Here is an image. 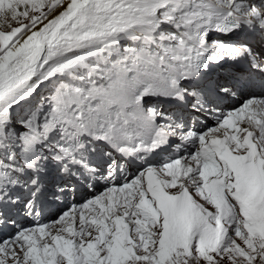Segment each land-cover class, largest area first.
Here are the masks:
<instances>
[{"label": "snow or ice", "instance_id": "6c2138e0", "mask_svg": "<svg viewBox=\"0 0 264 264\" xmlns=\"http://www.w3.org/2000/svg\"><path fill=\"white\" fill-rule=\"evenodd\" d=\"M168 8V0H48L39 6L11 0L0 8V28L20 26L13 40L33 31L51 35L61 25L40 65L51 64L47 72L35 66L39 50L5 57L0 47V264H69L63 252L52 254L57 241L69 237L76 238L70 241L71 264H109L118 221L127 225L120 247L131 249L123 264H158L159 241L145 245L144 234L159 237L164 216L158 212L152 220L138 207L143 199L157 208L144 177L152 170L159 178L162 162L183 160L189 169L197 161V177L181 172L161 188L168 195L187 192L193 209L183 224L185 246L164 264H264V238L246 239L236 219V173L207 140L198 147L226 107L235 112L264 103V0H242L238 11L246 19L204 31L200 46L190 50L198 58L174 88L159 73L165 56L183 55L176 45L185 44L184 25L176 14L185 8L171 14ZM140 12L148 18H133ZM153 46L161 52L148 55ZM133 54L132 66L112 81V69ZM53 57L59 59L52 63ZM145 76L159 82L142 88ZM225 146L233 155L243 153ZM257 158L264 159L259 149ZM204 167L215 170L210 181L220 182L221 213L198 175ZM125 185L130 188L121 193ZM202 243L210 259L200 255ZM90 244L94 259L86 257Z\"/></svg>", "mask_w": 264, "mask_h": 264}, {"label": "rangeland", "instance_id": "374dc122", "mask_svg": "<svg viewBox=\"0 0 264 264\" xmlns=\"http://www.w3.org/2000/svg\"><path fill=\"white\" fill-rule=\"evenodd\" d=\"M10 3H11V0H0V8H3L4 6H6ZM30 3H33L36 6H39L41 3L47 4L48 0H30ZM25 23H30V21H25ZM9 28L11 29L10 32H9ZM17 32H20V26H18V25L6 24L3 28H0V47H3L6 49L5 57H7L9 53L14 55V53H15L13 51V49L15 50L14 47H16L19 44L21 36L25 34V33H22L20 37H18L16 40H13V36ZM6 33H8V34H6ZM150 51H151V54L161 52V50L157 49L156 47L151 48ZM133 58L134 57L130 56L129 59L126 62H124L123 64H127L128 62H132ZM57 59H59V58H55V60L52 61V63H55ZM142 60H143V58L141 57V61ZM157 63H159V60H157ZM123 64L117 65L115 68L112 69V72H111L112 81H115L118 78V75L123 74L122 73V69H124ZM50 66H51V64H50ZM4 67H5V65L3 63H0V71H3ZM48 68H49V66H46L45 68L42 69L41 72H47L49 70ZM148 78L153 80V81L156 80L155 76H148ZM240 139H241V137H240ZM262 160H264V159H262ZM262 160L259 158L257 160V163H258L257 168L259 169V173H260V176H258V183H260L259 190L254 191L253 187H249V189L247 188L248 189L247 190V189H244L242 187L244 190H242L239 194L234 195L235 201H233V202L238 201L240 204L239 209H237L238 217L236 219L240 220L239 227H240V230L242 232H244L246 239L247 238H264V176L261 175L262 173L264 174V171H262V169H261V167L264 168V161H262ZM192 169H193V167H192ZM193 170H190V171L194 172ZM249 171H250L252 177H254L256 179V176L252 173V171L251 170H249ZM199 174L201 175L202 173L199 172ZM150 175H151V173H150ZM152 176L156 181L155 185H157V181H158V183L162 184V180L160 178H158V177L156 178L154 174H152ZM169 180L170 179H167V181H169ZM149 185L151 186L152 184H149ZM149 185L147 183L148 190L151 191V188L149 187ZM152 188H154V186ZM155 188H156V190H158L157 192L160 193V197L162 199V202H164V201H166V202L164 204L158 203L157 208H155V209L152 208L148 202L146 203L147 200L142 199L141 202L145 201L146 204H144L145 205L144 208H145V210H146V208H148V210L146 211L147 212L146 216H150L152 218V220L158 219V212L161 213L162 206L164 207V212H162V214L164 216L163 232L160 234L161 237L160 236L159 237H152L151 233L145 232L144 242L146 244H149L152 240H158L159 241L158 264H164L165 260H167L171 256L174 249H176L177 247H184L185 246V240H182L184 238L183 224L190 215L188 214L187 210L185 211L184 208H186V205H187L188 209L192 212L193 203H192V201L186 200L185 198H183L185 201L182 199V197H184V196H182L183 192L180 193L181 196L180 195L179 196L181 199L178 200L177 197H179V196L176 195L174 197L173 195H168L167 193H165L161 189V187H155ZM250 189L252 191H250ZM152 191H154V190H152ZM154 192H156V191H154ZM243 193H245V197H247L248 204H250L253 207V209L256 210V212H251L248 208L245 207L244 200H243V198L240 197V195ZM208 195L211 197V200L213 203H217V202H215L217 200L216 198H214L210 193H208ZM249 195L251 196L250 198H248ZM222 203L224 204V200L222 201ZM240 212H243V216L239 215ZM262 214H263V216H262ZM247 218H248V220H247ZM209 219L211 220L212 217H210ZM168 224L172 226V231H170V232L167 230V226H169ZM226 226L227 225L225 224V227ZM260 226H262V227H260ZM123 228H124V226H122L120 224V222L118 221L117 222V235L111 238L114 246L109 250V252H110L109 264H123V261L131 254V249H126V248L120 247V244L125 239L126 233H127V229L126 228L123 229ZM173 231L176 232L175 239L170 238V233ZM61 235H64V233H61ZM72 239H76V238L75 237H69V239L66 242L58 240L57 246L52 253L53 255H55L56 252H63L67 256V258L69 259V264H71V244H70V241ZM67 242H68V244H67ZM79 243H80V241L77 240V244H79ZM237 243H240V246H241V248L244 249V251H248V248L242 242L237 241ZM61 245H63L64 247H61ZM94 247H95L94 245L90 244L88 246V248L85 249V253H86L87 258L94 259V257H95ZM236 251H239V250H236ZM200 255L205 256L206 259H210V257H208L206 255L204 246L201 247ZM233 255H234L233 252L227 253V256L229 258L232 257ZM191 264H197V261L195 259H193L191 261ZM220 264H231V261H230V259H225V260L220 261Z\"/></svg>", "mask_w": 264, "mask_h": 264}, {"label": "bare ground", "instance_id": "6f19581e", "mask_svg": "<svg viewBox=\"0 0 264 264\" xmlns=\"http://www.w3.org/2000/svg\"><path fill=\"white\" fill-rule=\"evenodd\" d=\"M76 2H77V0H73V3H76ZM60 29H61V25L60 24H57L56 27L53 28L51 35H47V36H41V35H39L38 33L34 32V31L31 32L30 35L28 33H25L24 35L21 36V39H20L19 44L16 47H14L15 48L14 55H16L18 53H21L22 51H27V50H29V48L32 50L33 54H35L37 52V50H39V59L38 60H35V66H36L37 70L41 72L42 69L45 68L46 66H49V68H50L51 67L50 64L49 65H45L43 68H40V65L44 63V58L46 56H48V54H49V46L52 43V40L56 36L57 32L60 31ZM165 43H167V42H165ZM55 58H59V57H53L52 61H54ZM28 63H32V61L29 60ZM248 133L251 134L252 136H256L258 138L260 137L259 138L258 149L260 150V155L261 156H264V129L263 128H261L259 130L249 129V132ZM236 135L237 134H235V136H233V137H237ZM222 139L225 140V139H228V137H225V135H222ZM232 147L243 150V153L237 152V154L235 156H230L229 157V161L226 162V164L231 169L233 167L236 168V172L238 173V175H237L238 185L240 184L244 189H247V188L249 189V187H253L254 191H258L259 188H260L259 183H258V176H260V173H259V169L257 168L258 167V163H257V160H258V158H257V151H256V154L255 155H252L251 157H249L247 155L246 149H244L243 147L238 146V145H235V146H232ZM259 159H261V158H259ZM262 161H264V160H262ZM252 164L254 166H252ZM192 167H193L194 170L192 168L189 169V167H188V160H183L182 162L180 161V163L178 165H176V166H174V165H171L169 167H162L161 166L159 168V178L162 180V182H164V181H167V179H170V178H174L176 176H179L181 174V172H183L184 174H187V173H189L190 170H193L194 172H192V178L195 179L197 177L196 176L197 175L196 174L197 171H195L196 163L194 161H192ZM261 169H262V171H264V168L261 167ZM249 170L252 171V173L256 176V179L257 180L254 177H252V175H251V173H250ZM165 171H167V173H168L167 175H165ZM150 173H151V175H150ZM152 174H153V172H152V170H150L149 173H148V175L144 177L145 179L147 178L146 181H147L148 185L149 184H152L151 186L149 185V187L151 189H152L153 186H155V187H161V183H158V181H157V185H155L156 184V181L153 178ZM261 175L264 176L263 173ZM155 177L157 178V175H155ZM202 178L204 179V190L207 191V193H210L214 198L217 199L215 201L217 203H214L215 206H216V212L217 213H221L223 211L224 207H225V205L222 203V201L224 200L223 196L222 195L219 196V195L212 194L211 191L208 189V187H205V185H206V179L204 177H202ZM172 182L174 183V180ZM184 183L185 184H188L189 181L185 180ZM251 189H250V191H252ZM152 190L156 191V188H153ZM154 191H150V192H152L153 199L157 202V204L158 203L164 204L166 201L162 202V199L160 197V193L157 192L158 190L156 192H154ZM174 191H175V189H174ZM233 195H237L236 192ZM173 196L175 197L176 195H173ZM180 196L177 197L178 200L181 199ZM182 196H184V197H182V199L185 198L186 200L192 201V197L189 196L187 192H183V195ZM240 197L243 198L246 208H248L251 212H256V210H254L253 207L250 204H248L247 197H245V193L241 194ZM250 197L251 196L249 195L248 198H250ZM117 199H119V197H117ZM109 201H111V197H109ZM141 201H140V205H138V207H141L142 210H143V212H144V214L147 215V212L146 211L148 210V208H146V210H145V208H144L145 205L144 204H146L148 202L150 204V206L152 207L151 202H149L148 200L146 201V203H145V201L144 202H141ZM184 209H185V211L187 210V212H188L189 215L191 214V211L188 209V206L187 205H186V208H184ZM162 212H164V207L163 206H162L161 213ZM262 216H263V214H262ZM237 217H238V212H237ZM129 219H131V217ZM247 220H248V218H247ZM215 225H216V229L219 230L220 229V226H221V216L220 215H216V217H215ZM123 226H124V228L127 229V225H123ZM260 227H262V226H260ZM167 230L169 232L172 231V226L171 225L167 226ZM182 240H185V236H184V238ZM67 244H68V242H67ZM145 245H147V244L145 243ZM201 245H202L201 247L204 246L203 244H201Z\"/></svg>", "mask_w": 264, "mask_h": 264}]
</instances>
